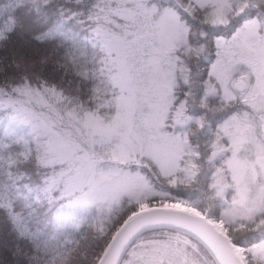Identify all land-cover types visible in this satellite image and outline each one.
<instances>
[{
	"label": "snow or ice",
	"instance_id": "6c2138e0",
	"mask_svg": "<svg viewBox=\"0 0 264 264\" xmlns=\"http://www.w3.org/2000/svg\"><path fill=\"white\" fill-rule=\"evenodd\" d=\"M125 6L138 7L133 0ZM100 7L99 0H88L86 4L83 0H16L9 15L0 19V25H11L9 32L0 31V42L7 43L10 34L17 30L29 33L37 44L50 46L52 52L65 59L78 57L74 74L87 73L90 85L95 83L91 79L93 74H100L106 65L113 64L110 71H122L126 80L118 88L109 83L112 96H125L132 101L128 128L123 129L121 135L97 143L99 137H90L78 124L73 126L62 108L59 118L53 115V122L42 126L23 105L20 84L0 88V158L11 161L13 155L23 156L22 165L12 162L5 165L0 161V197L4 198V205L0 208L8 215L16 239L30 246L28 264L31 261L57 264L58 260L63 264L62 250L72 241L61 243L59 234L69 226L79 228L84 219L82 213L93 212L96 221L93 227L100 237V243L94 249L95 264H109L108 250L120 243L122 230L127 231V227H131L129 221L139 212L142 203L146 202L151 207L160 200L179 199L169 193L167 196L150 195L146 201H141L132 193L110 187L112 178L118 173H136L147 178L148 173L154 171V164L146 156H138L139 163L128 164L112 157L115 145L122 139L137 143L148 136L144 121L150 115L149 97L154 87L153 50L158 45L154 37H145L135 25L128 24L120 32L124 51L105 49L96 31L98 21L95 17ZM145 7L155 8L157 15L171 9L180 22L189 27L190 36L192 24L197 26L198 49L193 50L189 39L169 56L177 66L175 88L182 92V97L175 96L179 105L174 107L187 106L189 102L198 104L207 118L209 108L204 102L210 95L215 96L219 103L211 110V115L216 122V130L233 118H246L255 124L258 140L264 145V132L260 131L264 110L257 111L250 105L246 91L233 89V96L226 98L214 74L222 58L221 42H233L246 24L264 17V0L254 5L255 15L246 8L222 25L211 24L206 17L200 18L190 11L194 7L191 0H148ZM200 11L205 9L200 8ZM52 79H56L55 74ZM254 81L249 72V82ZM112 115H115V110ZM107 119L110 122L111 116ZM61 140L69 142L71 159L50 163L51 150ZM89 156L90 166L82 173L77 165L81 163V157ZM26 165L34 166L38 182L32 175L27 182L18 172L13 175L14 168ZM106 203L120 208L107 226L103 214ZM45 207L49 209L48 215H43ZM41 223H50L53 231L50 233L46 227L41 228ZM153 229H160L156 234L163 233L169 240L183 239L186 264H218L211 247L198 234L164 221L139 225L120 247L116 264H142L136 253L145 239L144 233ZM233 243L244 250L248 264H264V257L255 255L253 251L264 245V214L252 222L251 228L245 224L244 234L234 237ZM20 246V243L16 245V255Z\"/></svg>",
	"mask_w": 264,
	"mask_h": 264
},
{
	"label": "trees",
	"instance_id": "16d2710c",
	"mask_svg": "<svg viewBox=\"0 0 264 264\" xmlns=\"http://www.w3.org/2000/svg\"><path fill=\"white\" fill-rule=\"evenodd\" d=\"M83 2L86 4L88 0H83ZM15 3L16 0H0V19L9 15ZM99 3L102 7L99 8L95 17L98 21L96 31L99 39L104 32L120 34L124 26L128 24H133L138 28L142 26L146 20L152 19V17L157 14L156 11H154V14L151 16H147V14L144 13L139 16L136 15L134 21H129L122 17V10L120 9V7L129 8L125 6L127 4L126 2L122 3L119 0H99ZM191 4L194 7L189 10L195 12L200 18L206 17L211 24H224L227 21L225 14L227 8L226 12H224V18L218 17L217 19H213L205 15L208 10L213 8L210 7L211 5L206 4L199 6L192 3V1ZM68 7L74 6L69 5ZM200 8H204L205 11L201 12ZM184 27H186L185 37H187V40L191 39L192 46H194L195 42H197V26L194 23L192 24L191 36L189 35V27L186 25H184ZM10 29V24L7 26L0 25V31L9 32ZM78 62V57L75 60L65 59L62 55L52 52L50 46L37 44L29 33L17 30L16 33L10 34V39L7 43L0 42V88H8L14 84H20L23 104H26L27 107L44 112L50 119L57 107L59 110H61V108L64 110V108L66 109V106L69 105V107L71 106V110L68 111V114L76 121H80L85 115H90L91 117H98L101 121L107 122L108 113L112 114L113 110L116 111L119 107L117 101L119 96L113 97L111 94L112 88L109 87V83L112 87H117L112 81L114 80L113 72L110 71L111 68L109 64L106 65L102 73L92 75L91 79L95 80V83L90 85L87 76H83L81 72L79 75L74 74L76 71L75 64ZM53 74L56 76L55 80L52 79ZM25 77L27 78L26 81L24 80ZM53 85H55V87H53ZM37 93L40 96L39 99L37 98ZM35 94L37 96H35ZM24 95L31 96L33 99H27ZM34 100L38 105L34 104L36 103ZM39 100L43 104H40L41 102ZM180 117L181 114L177 120L180 119ZM191 119L193 120V118ZM167 120H172V112L169 115L167 111L164 121L168 124ZM187 129L184 130L181 128L180 130V136L184 141V148L178 168L173 170L172 174L168 176L161 175L157 173V167L155 163L151 161L155 166L154 171L148 173L147 178L143 176L144 182L149 186V191L146 193L144 192L140 200L146 201L150 195L167 196L170 193L172 197H179V199L175 201L172 199L160 200L155 205L160 206L163 203L169 205L174 202L180 206L187 205L205 218L207 217L210 222L217 224L218 209H220L217 200L218 197L212 195V191L208 186V180L211 178V175H208L206 171H199V169L202 168L200 166V161L196 160L198 147L194 140V135H187ZM0 161L5 165L9 162L22 165L23 156L13 155L11 161H9L8 158H0ZM121 163L128 164L135 162ZM203 163L209 164L212 168L216 167V169L223 167V160L216 158L213 161H205V159H203ZM17 172L24 176L26 182L31 175L33 180L38 182L35 168L32 165H26L24 168L22 166L14 168L13 175ZM0 205H4V198L2 197H0ZM142 205L140 208L149 206L146 202L143 206ZM17 210H19V207ZM119 211L120 208L116 204H112L108 209L103 210L106 226L108 221L114 219ZM48 214L49 209L45 207L43 215ZM262 214H264V212ZM82 215H84V219L79 228L69 226L59 234L60 242L72 241V243L66 244L62 250L63 264L95 263L94 249L100 243V237L99 233L93 227L96 223L93 219L94 212L92 214L82 213ZM260 215L261 214H258V216L248 220V222L224 224L221 231L224 232L227 238L230 239V242L235 246L233 238L241 237L244 234V225L247 224L248 227L251 228L252 222L257 220ZM39 226L41 228L46 227V230L50 233L53 231L50 223H41ZM159 231L160 229H153L144 233L145 239L142 241L138 252H185L183 239L179 241L169 240L163 233L156 234ZM18 243H20L21 246L16 255L15 251ZM30 251V246L16 239V233L13 231V225L8 215L0 208V264H28ZM236 252L240 255L241 262L243 264H248L244 250L239 247V250H236ZM30 264H37V262L31 261ZM40 264H43V261H41ZM57 264H60L59 260Z\"/></svg>",
	"mask_w": 264,
	"mask_h": 264
},
{
	"label": "rangeland",
	"instance_id": "374dc122",
	"mask_svg": "<svg viewBox=\"0 0 264 264\" xmlns=\"http://www.w3.org/2000/svg\"><path fill=\"white\" fill-rule=\"evenodd\" d=\"M119 1L122 3L129 2V0ZM191 1L199 6L206 4L211 5L210 7L213 8L205 13V15L210 18H224L227 0ZM133 2L138 7H129L128 9L120 7L123 18L134 21L136 15L139 16L140 14L146 13L147 16H151L154 14L155 8L145 7L148 0H133ZM153 17L156 18L153 19ZM153 17L148 21L146 20L142 26L137 28L145 37H154L158 45L153 50L155 53L152 59V64L154 66V87L149 97L150 115L144 121L148 136L146 140H139L137 143L122 139L119 144L115 145L112 159L120 163L131 161L136 163L139 162L138 156H146L155 163L158 170L157 173L168 176L172 174L173 170L178 168L179 160L182 158L184 141L180 136V130L183 128L181 126L185 125L183 120L181 123L177 124L174 122V120L179 117L180 111L178 110L180 107H174L176 104L174 103L175 96L173 91L176 83L175 72L177 66L175 60L169 59V56L171 53H174L180 45L186 43L187 37H185L186 27H184L176 13L172 10H163ZM100 41L105 49H110L112 51L120 50L121 52L125 49L124 39L117 33L104 32L101 34ZM226 47L227 44L221 42V52H223L222 50ZM109 66L110 68L114 67L111 63H109ZM81 74L88 77V74L85 72H81ZM113 77L114 80L112 81L117 87H120L126 80V74L122 71L113 72ZM218 77L220 79L218 81L226 97L225 90H227L226 86L230 81L228 78L222 77V74ZM24 96L27 99H33L31 96ZM35 96L37 95L35 94ZM37 98H40L39 94ZM117 101L119 107L115 111V115L108 113L109 115L107 118L111 116L110 122H108V119L107 122H104L98 117L95 118L90 115H85L80 121H76L68 114V111L71 110V106L69 107V105L66 106V109L64 108V111L67 113V116L70 118L69 122L72 123L73 126L78 124L90 137L93 135L99 137L97 143H101L121 135L122 130L129 126V112L131 110L132 101L125 96H119ZM34 104L36 105L37 102ZM40 104L43 103L41 102ZM23 105L26 106V104ZM169 107L173 110L172 122L167 124L164 120L166 119ZM28 108L30 109L29 115L42 126L53 122L44 112L38 111V109ZM53 115L57 118L60 117V110L58 107L55 109ZM242 122L243 119L241 118H233L227 121L218 131L216 130V135L211 139V144L214 146V149L219 150L222 148L217 138H219V135H223V139L226 140L224 148L228 154L224 159L225 168L228 173L223 175L221 171L214 170L211 178L208 180V186L210 185L209 188L212 191V195L218 197L217 200L220 209H218V219L215 225H219L220 229L227 223L248 222V220L264 212V158L262 159L257 156L260 154L258 151L254 152V154H257H253V156L248 158V156H250L249 152L251 151L250 147L254 145V142L247 141L244 138L245 129L242 128ZM166 125L169 127H165ZM254 148L257 149L258 147L255 146ZM71 151L72 149L69 142L67 140H61L51 150L49 162L60 163L62 160H69L71 159ZM80 160L81 163L77 166L81 169L82 173L86 172L90 166L91 156L87 158L81 157ZM144 181L143 175L136 173L121 175L118 173L112 178L110 187L115 190H124L132 193L140 200L143 197L142 194L149 191V186ZM144 204L145 203H143V205ZM164 204L166 203L162 205ZM174 205L179 208H190L187 205L180 206L175 202L169 204V206ZM109 206L111 205L106 203L103 210L108 209ZM61 243L64 242L62 241ZM236 249L239 250V247H236ZM253 251L255 255L264 257V245H261Z\"/></svg>",
	"mask_w": 264,
	"mask_h": 264
},
{
	"label": "flooded vegetation",
	"instance_id": "af4514ba",
	"mask_svg": "<svg viewBox=\"0 0 264 264\" xmlns=\"http://www.w3.org/2000/svg\"><path fill=\"white\" fill-rule=\"evenodd\" d=\"M261 0H227V21L232 19L238 12L246 10L252 14H256V8L254 5L260 3ZM222 25V24H218ZM198 49V44L195 42L193 50ZM224 49V48H222ZM225 50V51H224ZM222 50L221 62L217 65L214 70V74L217 80H220L218 76L222 74V77L229 79V83L226 86V97L231 98L233 96V89L236 91H246L248 93L247 99L250 105L253 106L257 111L264 110V17L259 20H251L238 34V37L231 43L227 44V47ZM249 72L252 77L255 78L254 83L249 82ZM221 78V77H220ZM222 80V79H221ZM174 96H181L182 92L175 88ZM175 104L179 105V100L175 99ZM199 103V102H198ZM205 105L209 108V114L207 118L204 117L198 104L193 105L191 102L187 106H181L178 110L180 119L177 117L174 122L181 123L184 121L183 129H187V135H194V140L197 145V161H200L202 169L199 171H206L208 175H212L214 170L221 171L223 175L227 174L226 165L224 159L228 156L224 146L226 140L223 139V135H219L218 142L221 144L219 150H215L211 144L212 137L216 135V122L212 118L211 110L216 108L219 101L215 96L210 95ZM171 107V105H170ZM168 108V114L170 115L173 110ZM193 118V120L191 119ZM168 123L171 121L167 120ZM242 128L245 129L244 138L247 141L254 142V145L249 152L250 158L253 156L255 151L260 153L257 155L260 158H264V145H262L257 137V128L249 119H243ZM242 125V124H241ZM180 127V128H181ZM179 128V127H176ZM261 132H264V122H262ZM257 146L258 148H254ZM257 154V153H255ZM254 154V155H255ZM223 160L222 168H212L209 164H204L205 161H213L214 159ZM203 163V164H202ZM205 172V173H206ZM137 258L142 264H186L187 257L185 252H138L136 253Z\"/></svg>",
	"mask_w": 264,
	"mask_h": 264
},
{
	"label": "water",
	"instance_id": "95a60500",
	"mask_svg": "<svg viewBox=\"0 0 264 264\" xmlns=\"http://www.w3.org/2000/svg\"><path fill=\"white\" fill-rule=\"evenodd\" d=\"M156 221L179 225L198 234L211 247L218 264H243L240 255L236 252V247L221 231L219 225L210 222L207 217L205 218L193 209L179 208L167 204L151 207L143 206L139 209V212L129 221L131 227H127V231L122 230L123 235L119 237L120 243L108 250L109 264H116L120 247L139 225Z\"/></svg>",
	"mask_w": 264,
	"mask_h": 264
}]
</instances>
